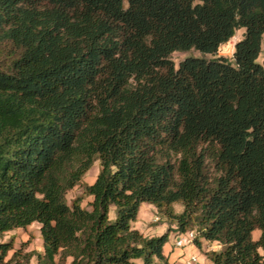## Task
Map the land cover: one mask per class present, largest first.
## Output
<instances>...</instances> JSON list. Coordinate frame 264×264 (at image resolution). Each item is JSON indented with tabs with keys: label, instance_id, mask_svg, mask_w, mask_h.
Returning a JSON list of instances; mask_svg holds the SVG:
<instances>
[{
	"label": "trees",
	"instance_id": "16d2710c",
	"mask_svg": "<svg viewBox=\"0 0 264 264\" xmlns=\"http://www.w3.org/2000/svg\"><path fill=\"white\" fill-rule=\"evenodd\" d=\"M263 33L264 0H0V237L41 240L0 264H170L169 228L217 244L210 264H264ZM190 50L212 58L174 68ZM141 204L173 226L133 229Z\"/></svg>",
	"mask_w": 264,
	"mask_h": 264
},
{
	"label": "rangeland",
	"instance_id": "374dc122",
	"mask_svg": "<svg viewBox=\"0 0 264 264\" xmlns=\"http://www.w3.org/2000/svg\"><path fill=\"white\" fill-rule=\"evenodd\" d=\"M244 30L238 29L235 31V35L233 38H231L226 44L220 46V48L217 51V56L219 57H226L231 58L232 51H233V45L242 38ZM7 54V53H6ZM5 54V55H6ZM0 58V63L2 65H6L9 60L6 59V56ZM185 58H205V59H211V55H203L200 54L194 50H190L187 52H173L169 59L173 63L174 68H177L178 64L184 60ZM257 63L264 62V33L261 35V41H260V51L256 59ZM99 171V163L97 160H95L91 166V168L87 171V173L83 176L81 180L82 185H91ZM82 186H76L72 190L68 191L65 195V200L67 205H70L71 202L75 199L80 197L81 202L80 205L84 209H89L88 204L91 201L90 197H86L83 195ZM148 204H141L139 208V212L137 215V218L134 222L131 223V226L133 229L138 230L140 232H144L146 228V221L145 218H148L145 207ZM151 206V205H150ZM182 211L181 206L175 205L174 206V212L180 213ZM108 217L110 220L114 218V208H109ZM172 224H167L165 222L161 221H155L153 226L146 231L147 236H160L162 235L166 228L172 227ZM171 232L168 236L169 243L173 242L177 238L176 234L174 233V230L172 228ZM259 235L258 231H254L252 234L253 239L255 238V235ZM12 239L14 241V251L17 249H20L22 253H29L32 251L41 252V240L39 235V225L36 223L31 224L26 229H17L14 231H10L5 233L2 237H0V242H6ZM181 255V258H183V261H186L191 256L195 257L198 264H210L209 261L206 260L204 256V252L209 250H218L219 246L217 244H208L207 242L202 241L201 243V249H198L194 246L192 242L184 244L181 248L174 247ZM13 251H10L8 253V256L12 254ZM32 264L35 263V260H31Z\"/></svg>",
	"mask_w": 264,
	"mask_h": 264
},
{
	"label": "crops",
	"instance_id": "0c3cea01",
	"mask_svg": "<svg viewBox=\"0 0 264 264\" xmlns=\"http://www.w3.org/2000/svg\"><path fill=\"white\" fill-rule=\"evenodd\" d=\"M145 212L148 216V218H145V221L147 223L146 228H151V226H153V224L155 223V218H156L154 215L153 207L150 205H146ZM146 228L144 232H140V231L139 232L145 237H152V236H147L146 231L148 229ZM257 237L258 235L256 234L255 238ZM163 254L168 258L170 264H184L185 262L183 261V258H181L180 253L175 248H173V242L169 243V241H167V243L163 247ZM68 262L69 261H67V264Z\"/></svg>",
	"mask_w": 264,
	"mask_h": 264
},
{
	"label": "built area",
	"instance_id": "2783aa9c",
	"mask_svg": "<svg viewBox=\"0 0 264 264\" xmlns=\"http://www.w3.org/2000/svg\"><path fill=\"white\" fill-rule=\"evenodd\" d=\"M157 219L155 218V221ZM194 233L193 232H186L184 234H179L177 235L176 239L174 240V247L176 248H181L184 244L192 242V239L194 238ZM184 264H197V260L195 257L191 256L189 259H187Z\"/></svg>",
	"mask_w": 264,
	"mask_h": 264
}]
</instances>
